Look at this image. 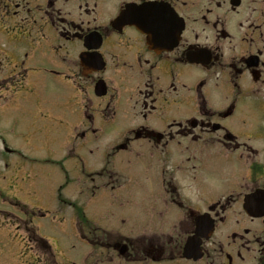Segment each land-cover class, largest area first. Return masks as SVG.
Returning <instances> with one entry per match:
<instances>
[{"label":"flooded vegetation","instance_id":"1","mask_svg":"<svg viewBox=\"0 0 264 264\" xmlns=\"http://www.w3.org/2000/svg\"><path fill=\"white\" fill-rule=\"evenodd\" d=\"M16 108L29 139L66 124L78 194L95 173L73 147L90 137L97 149L121 128L92 197L126 190L115 157L138 161L141 238L64 199L92 248L84 264H264V0H0V120Z\"/></svg>","mask_w":264,"mask_h":264},{"label":"rangeland","instance_id":"2","mask_svg":"<svg viewBox=\"0 0 264 264\" xmlns=\"http://www.w3.org/2000/svg\"><path fill=\"white\" fill-rule=\"evenodd\" d=\"M48 92H53L57 97L59 93L62 94V89H51ZM3 116L4 120L0 121V150L4 147L7 149L0 154V264H32L31 258L34 259V264H38V258L42 256L37 252L44 251L43 247L39 249L40 241L38 239L32 241L30 245L39 247L31 248L32 253L25 249L22 242L23 227L28 226L27 222L31 220V224L37 228V234L50 242L59 264H84L92 248L79 236L72 209L56 200L55 193H58L60 186L61 195L64 194L66 200L86 208L88 215L98 227L115 234L142 237L138 228L145 229L143 226L146 224L144 220H140L145 208L144 175L143 173L135 177L128 175L130 171L128 168L138 165L136 158L131 157L132 163L126 162L125 158L123 161L122 156L113 159L115 162L113 166L126 173L127 178L122 186L126 187V190H97L95 197L72 194L74 189L70 178L73 175L74 161L67 154V148L63 144L66 142L65 135L68 129L66 124L48 120L46 125L42 126V131L35 125L34 132L33 126H30V132L27 133L32 135V139H29L24 136L27 128L25 129L22 114L19 116V109L16 108L10 114L4 111ZM120 129L115 127L105 129L97 143L99 145L97 149L91 137L83 149L73 147V150L82 156L87 170L100 167L103 150L110 142V136L107 134L118 132ZM89 147L95 149L93 153L88 151ZM21 163L24 165H19ZM20 170L30 172L31 179L27 182L22 180L23 182L18 185L10 184L8 180L12 178V173H18ZM23 175L24 179L27 178L26 173ZM17 202L25 204L24 209L27 210L21 212ZM37 208L45 214L35 215L29 210ZM134 230L135 233L131 232ZM27 235L33 234L29 232ZM111 236L114 234L111 233L109 237ZM24 240L25 244L29 245L27 237ZM106 264L118 263L112 261Z\"/></svg>","mask_w":264,"mask_h":264},{"label":"water","instance_id":"3","mask_svg":"<svg viewBox=\"0 0 264 264\" xmlns=\"http://www.w3.org/2000/svg\"><path fill=\"white\" fill-rule=\"evenodd\" d=\"M260 196H261L260 191H256V192L250 194L249 197H247V198H249V202H248V203H254V202H256V200H257ZM245 205H246V204H245ZM192 251H193V250L190 249L189 252L186 253V255H187V256H191Z\"/></svg>","mask_w":264,"mask_h":264},{"label":"trees","instance_id":"4","mask_svg":"<svg viewBox=\"0 0 264 264\" xmlns=\"http://www.w3.org/2000/svg\"><path fill=\"white\" fill-rule=\"evenodd\" d=\"M40 242L43 244V245H45L46 247H48V244L44 241V240H40Z\"/></svg>","mask_w":264,"mask_h":264}]
</instances>
